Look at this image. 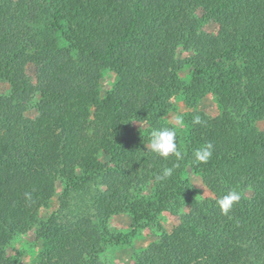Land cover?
<instances>
[{"label":"trees","instance_id":"16d2710c","mask_svg":"<svg viewBox=\"0 0 264 264\" xmlns=\"http://www.w3.org/2000/svg\"><path fill=\"white\" fill-rule=\"evenodd\" d=\"M163 1L0 0V82L9 86L0 97V264H18L22 252L14 259L6 248L33 228L42 243L34 264H104L106 244H130L166 211L178 224L131 264H264V131L256 126L264 117V0H181L160 10ZM198 9L215 34L200 31ZM178 48L188 55L178 58ZM187 66L188 83L180 77ZM105 68L115 81L101 97ZM208 93L220 114L182 116L184 159L158 180L177 160L147 150L151 132L172 127L164 116L176 95L194 106ZM207 143L211 158L193 164ZM187 165L212 197H192ZM57 180L65 182L58 208L42 220ZM145 186L149 195L135 193ZM230 189L241 198L223 214L216 200ZM120 213L131 215L130 230L114 235L108 220Z\"/></svg>","mask_w":264,"mask_h":264},{"label":"rangeland","instance_id":"374dc122","mask_svg":"<svg viewBox=\"0 0 264 264\" xmlns=\"http://www.w3.org/2000/svg\"><path fill=\"white\" fill-rule=\"evenodd\" d=\"M103 1L110 0H94L96 4H100ZM181 0H164L159 6L160 10H167L177 8ZM196 16L200 24V31L209 34H215L217 31V24L212 20L206 19L204 13L201 9L196 11ZM140 35H147L148 30L146 28L140 29L138 31ZM61 45H64L63 39L60 38ZM188 55L187 52L183 51L181 48L177 50V57L184 58ZM27 73L31 77L34 76L35 66L28 65ZM192 76V68L189 66L185 67L180 71V77L184 82H190ZM115 81L114 73L108 69H103L100 78V96L104 97L105 94L111 89ZM9 94V86L5 82H0V97L6 98ZM38 95L34 97L31 103H29L26 115L29 117H34L38 113ZM193 113H204L213 117L220 114V110L216 101V97L212 93L206 94L202 99H200L196 105L189 106L183 95H176L172 99V108L164 116L166 124L171 125L176 129L178 135L182 134L184 131L183 122L178 123L177 117H182L184 114ZM134 127L138 126V123H132ZM256 126L259 130L264 131V117L256 122ZM104 156H100L101 161H105ZM183 178L187 179L193 189L192 197L194 199H204L212 197V193L203 183L201 176L195 174L189 165L186 166L183 172ZM65 188V182L63 180H57L55 184V193L51 198L48 206L42 208L39 213V217L45 220L52 212L56 211L59 205L58 198L61 195L63 189ZM136 194L149 195L151 193L150 186H145L142 189L135 191ZM250 190H244L243 196L245 198H250ZM189 209L188 201H185L179 207L180 212H186ZM131 215L128 213H120L113 215L108 220V229L114 234L128 233L130 230ZM178 224V216L172 214L171 212H162L156 222L144 224V226L138 230L135 237L132 238L130 244L112 246L109 244L105 245L104 251L100 254V259L104 264H131L135 253L146 247L152 242L159 240V237L163 231H170L175 225ZM42 250L41 240L37 239L36 228L30 231L15 236L10 244L6 248V253L9 257L14 258L18 251L22 252V255L17 259L18 264H34V260L37 258L38 254Z\"/></svg>","mask_w":264,"mask_h":264},{"label":"clouds","instance_id":"9594fccd","mask_svg":"<svg viewBox=\"0 0 264 264\" xmlns=\"http://www.w3.org/2000/svg\"><path fill=\"white\" fill-rule=\"evenodd\" d=\"M182 117H177V122L182 123ZM194 124L202 123V119L199 115L193 118ZM177 132L172 127H159L153 129L147 150L150 148L151 152L159 157L168 158L169 156H175L177 163H174L172 167H166L162 170L161 174L157 176L158 180H167L173 175L176 168L179 167V161L184 159L183 153L178 149L176 143ZM146 150V151H147ZM213 154V145L211 143L203 144L193 151L192 163L197 164L200 162L206 163ZM27 199H31V193H25ZM240 194L235 189L228 190L225 194L221 195L216 204L220 208L223 214H227L233 204L240 200Z\"/></svg>","mask_w":264,"mask_h":264}]
</instances>
